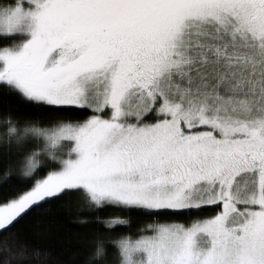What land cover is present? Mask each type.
<instances>
[{
  "label": "snow or ice",
  "instance_id": "1",
  "mask_svg": "<svg viewBox=\"0 0 264 264\" xmlns=\"http://www.w3.org/2000/svg\"><path fill=\"white\" fill-rule=\"evenodd\" d=\"M6 96L0 264H264V0H0Z\"/></svg>",
  "mask_w": 264,
  "mask_h": 264
},
{
  "label": "trees",
  "instance_id": "2",
  "mask_svg": "<svg viewBox=\"0 0 264 264\" xmlns=\"http://www.w3.org/2000/svg\"><path fill=\"white\" fill-rule=\"evenodd\" d=\"M15 107V101L11 96L0 98V106ZM77 209L74 203H68L58 212L54 213L51 221V233L46 241H43L55 251L63 253V259L71 260L72 264H84L90 250L91 241L94 238L93 226H84L75 222ZM113 209H105L101 215H113ZM82 216L85 214H81ZM138 218L136 223H139ZM125 231H135V225L132 229H123ZM26 238L35 241V235L31 229L26 230ZM75 253V255H73Z\"/></svg>",
  "mask_w": 264,
  "mask_h": 264
}]
</instances>
